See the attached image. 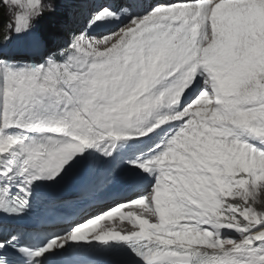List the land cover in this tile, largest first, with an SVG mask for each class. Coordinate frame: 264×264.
<instances>
[{
	"label": "snow or ice",
	"instance_id": "snow-or-ice-1",
	"mask_svg": "<svg viewBox=\"0 0 264 264\" xmlns=\"http://www.w3.org/2000/svg\"><path fill=\"white\" fill-rule=\"evenodd\" d=\"M12 6L16 36L55 11ZM87 10L38 60L0 44V264H80V241L139 264H264V0ZM117 214L132 230H97Z\"/></svg>",
	"mask_w": 264,
	"mask_h": 264
},
{
	"label": "rangeland",
	"instance_id": "rangeland-1",
	"mask_svg": "<svg viewBox=\"0 0 264 264\" xmlns=\"http://www.w3.org/2000/svg\"><path fill=\"white\" fill-rule=\"evenodd\" d=\"M24 2L27 3V0H24ZM41 2L45 6L49 4L55 5L54 12H48L46 9L40 17L46 15V18H48L47 19L48 27L52 30L55 28L56 29L44 35L45 33L43 32V30L40 29V23L38 21L40 17H37L33 20L34 27L30 34L23 36H16L15 34L9 33V35H11L12 38L9 41V43L6 45V48L8 49V51L15 54L16 59H19L22 62H31L32 60L39 59L38 54L31 57L25 55V53L28 51H35V41L41 40L45 48L51 50L55 44V41L66 40L70 37L73 31H78L79 29L83 28L88 12L87 7L93 2V0H77V1L76 0H41ZM22 11H24V9L18 6H12V8L7 10L8 24L10 20H14L15 14L20 13ZM123 18H124L123 22H126L127 17H123V16L121 17V21H117V22H122ZM113 23L114 22H112V24ZM90 34L100 36L107 33L102 28L101 30L93 31ZM117 147L119 148V145H117ZM125 148L127 149V146H125ZM115 154L116 153H114V155ZM261 207H264V204L260 206V208ZM116 219L117 218H113L115 222L119 220ZM148 219L151 222H155V218L153 219L148 218ZM122 224H123L122 227H120L122 229L119 228V230H132L133 228V225L127 223L126 220ZM102 227L105 228V226L102 224L98 225V228H102Z\"/></svg>",
	"mask_w": 264,
	"mask_h": 264
},
{
	"label": "trees",
	"instance_id": "trees-1",
	"mask_svg": "<svg viewBox=\"0 0 264 264\" xmlns=\"http://www.w3.org/2000/svg\"><path fill=\"white\" fill-rule=\"evenodd\" d=\"M47 19L48 18H46V15H43L38 20L39 23H40V29L43 30V32L45 33L44 35H46L47 33L52 32V31H54L56 29L55 28V29L52 30V29H50L48 27V25H47L48 24V20ZM7 26H8L7 11H5L2 8H0V44H2L4 42V40H5V38L9 35V32L7 31ZM263 204H264V200L258 201L256 207L260 208V206H262Z\"/></svg>",
	"mask_w": 264,
	"mask_h": 264
},
{
	"label": "bare ground",
	"instance_id": "bare-ground-1",
	"mask_svg": "<svg viewBox=\"0 0 264 264\" xmlns=\"http://www.w3.org/2000/svg\"><path fill=\"white\" fill-rule=\"evenodd\" d=\"M124 21V18H123V20H122V22ZM119 23L120 22H117V23H113L112 25H110V27L111 28H114V27H117V26H119ZM103 28V26H101V28H98V29H96L95 31H98V30H101ZM101 147H103V145H101ZM121 152L122 153H126L127 152V149L125 148V149H122L121 150ZM113 218H117V219H119V214H117L116 216H114ZM113 218L112 219H109V220H105V221H102L100 224H102V225H104L105 226V228L106 229H116V230H119V228L120 227H122V223L123 222H125V221H121V220H119V223H118V221L117 222H115V220H113ZM145 218H151V219H153V217H151L149 214H145ZM116 219V220H117ZM121 222V223H120ZM99 228H98V226H97V230H98ZM120 229H122V228H120ZM121 231H129V230H121Z\"/></svg>",
	"mask_w": 264,
	"mask_h": 264
}]
</instances>
